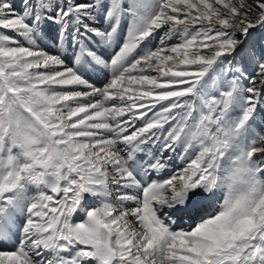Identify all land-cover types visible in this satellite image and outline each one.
I'll list each match as a JSON object with an SVG mask.
<instances>
[{
	"label": "bare ground",
	"instance_id": "6f19581e",
	"mask_svg": "<svg viewBox=\"0 0 264 264\" xmlns=\"http://www.w3.org/2000/svg\"><path fill=\"white\" fill-rule=\"evenodd\" d=\"M191 2L192 0H169L165 5L158 2L155 7L153 6V11L147 10L143 14L146 13V18L150 20L162 6L161 15L155 17L158 28L176 25L180 29L181 26L187 24L186 21L191 16L207 23L205 14L188 6ZM134 7L136 12H140V6L137 3ZM99 8H102L99 4L75 2L50 22L46 21V15H39L35 20L31 19L30 14L23 20H14L11 15H5L6 20L2 21L0 32V48L11 58L15 71L19 70L21 77H24L23 84L41 93L42 101L47 108L42 112L51 110L50 113L57 114L60 118L70 112L79 115L81 109L87 106L91 110L101 111L111 100L113 111L105 123L83 121L85 127H95L92 130L93 135H100L102 128L108 127L112 133L123 137L124 129L121 127L120 119L125 118L122 117L121 109H125L126 106L129 110H133L129 114L135 116V118L132 117L134 120L138 118L137 126H141L140 130L134 129L137 131L136 134L145 132L141 139L133 138V142H128V139L124 140L125 144L129 143L127 166L118 163L116 155L118 140L106 137L102 139L104 144L97 143V149L104 148L105 150L102 151L101 156L99 154L95 158L91 170L86 173L85 181H89L90 184L84 185L85 189L82 191H85L87 195L85 197L87 202L86 200L83 202L81 211L75 215V221H77L75 224L78 225L75 229L78 234L84 239L90 237L87 240L88 247L93 254L86 257L92 261L89 260L85 264H118L119 262L118 258L114 262L108 261V256H106L108 249L102 247L96 239V224L92 223L95 220L88 218L91 216L97 220L98 215L94 212V205L100 202L110 212H114L108 218L110 225L125 221L122 225H126L124 228L113 225L115 234H110L109 249L113 254L119 256L123 253L128 256L132 264H212L214 257L209 255L210 244L207 241L212 238L214 244L223 247L220 243L221 238L228 231L226 207L229 208L234 203L229 198L236 191H234L235 186L228 182L225 189L230 190V193L225 192L219 186L227 172L226 167L234 171V167L243 168L244 165H248L252 172L254 185L261 193L259 194L261 202L255 205L250 216L252 222L256 215L262 212L261 205L264 203V186H262L264 185V92H254V83L251 78L256 74V67L246 66L243 62L245 59L249 63L255 58L254 55L261 56L262 53L259 52L257 43L254 44L252 40L248 41L250 40L248 32L243 36L242 41L228 50L225 42H211V40L196 41L182 46L178 43L183 36L179 35H173L172 38L167 39V42L161 43V40L156 42L147 64L155 65L165 51L167 53L166 57L164 56L165 62L157 65L158 67L155 68L157 72L150 77L147 83L158 84L160 88L169 85L170 89H178L181 86H190V89L185 94L180 93L176 101H173L172 105L175 108L170 113L168 112L169 114L165 112L167 117L151 128L147 126L149 115L146 113L151 108L157 107L162 101L161 96L159 97L157 92H152V87L149 85H143L144 88H134L130 82L115 89L118 82L115 76L107 79V68L104 66L106 62L102 60L103 56H108L107 45L101 43L99 46L90 47L87 55L80 53V48L86 47V43L82 38L79 41H76V38L79 37L81 30L96 33L95 23H91L86 17L91 12L99 13ZM7 13L9 12L1 11L0 16ZM215 22L220 23V21ZM228 22L231 23V21ZM5 25H9V28L4 27ZM135 34L136 32H132L130 28L127 29L125 36L114 40V45L120 51L129 47L135 39ZM77 42L79 49H77L78 52H74ZM12 43H15V48ZM239 47H242V52L236 53ZM225 52L230 53L225 54ZM225 55H230L228 58L232 57L231 66L223 63ZM64 56L73 60L75 66L74 70L71 69L73 74L78 69H87L84 65L87 63H90L94 69L89 87L73 94L74 97L70 100L67 98L72 93L70 94L67 89L63 90L64 94L58 98L57 94L47 91L44 87L47 83L61 80L59 70H62L64 65ZM133 62L131 71L143 69L145 62H135V60ZM219 62L223 63L221 72L218 71ZM149 73L152 74V71ZM1 74L3 79L6 78L4 73ZM107 81L109 84L105 85ZM1 85H3L2 82ZM157 87L159 89V86ZM2 88L1 94H5V89ZM90 88L91 91L86 90ZM96 99L107 100V103L98 104L95 102ZM215 100L220 101L222 105L215 109L218 122L215 121L207 134L212 151L208 157H205L202 145L204 137H199L203 134V126L199 127L196 135L193 133V128L198 117L199 105L204 106L205 111L210 113ZM185 102L191 103V110L188 113L183 111ZM244 109H247V124L243 115ZM99 113L97 117H100ZM226 116L230 117L231 125L225 120ZM8 117L4 104H0V135L4 134L5 127L8 125ZM168 125L176 128L170 135L164 134ZM236 126H241V131H239L241 133L234 138L229 135L227 129L235 130ZM214 137H217L218 143L216 144L222 146L228 143L231 144V148L222 154V147L219 146L216 149L212 143ZM2 140L3 138L0 141L2 144L0 156L3 157H0V264H77L68 262L67 258L72 257L75 248L70 243L62 244L60 238L62 230L58 228L56 219L45 209V203L40 195V183L42 182L25 173L20 177L15 174L21 163L19 144L12 138ZM209 142L206 144L208 145ZM110 156L112 158L108 159ZM214 156H217L215 164L211 161ZM106 159H108L107 162H104ZM107 163H111L110 166ZM219 163L224 166L223 169L219 170L217 167ZM116 168L120 170L117 179H113L112 176L116 175H113L112 170ZM218 179L222 181L218 182ZM113 180L116 183L112 182ZM15 183L24 187L23 193L12 189ZM142 191L144 192L143 197L140 196ZM142 198L144 203L154 207L152 212L155 216L157 214V219H159L157 226L161 229L156 231V236L147 233L143 220L140 226L134 225L131 221L130 204L135 203L138 206ZM89 201L91 203H88ZM240 224L242 225L241 222H235L232 225L230 234L233 235L228 234L229 246L233 244L235 238L239 239L244 236V229ZM70 229L69 226L66 227L68 232ZM75 235L72 233V237ZM160 237L169 239L168 243L171 248L168 250V255H163L161 252L164 243L160 241ZM115 244L120 246L116 247ZM256 247V245L253 247L254 257L258 256ZM184 249H187L188 254L184 253ZM250 264L261 263L253 259Z\"/></svg>",
	"mask_w": 264,
	"mask_h": 264
},
{
	"label": "rangeland",
	"instance_id": "374dc122",
	"mask_svg": "<svg viewBox=\"0 0 264 264\" xmlns=\"http://www.w3.org/2000/svg\"><path fill=\"white\" fill-rule=\"evenodd\" d=\"M168 1L169 0H0V12H9L0 16V32L2 21L6 20L5 15H11L14 20H23L28 14L31 15V19L33 20H35L36 17L38 18L39 15H46V21L50 22L51 19L56 18L58 14L70 7V5H74L75 2L82 4H99L100 7H102L101 9L99 8V13L91 12L88 14V17H86L91 23H95L97 34L95 32H90L89 30H81L78 35L79 37L76 38V41H79V39L82 38L86 43V47L80 48V53L87 55L90 47L99 46L101 43L107 45L109 52L107 54L108 56L102 57V60L106 62V64L104 65L102 62H100V64L102 63L106 66L105 68H107V79L115 76V79L118 82V84H116L117 88L115 87V89L130 82L134 85V88H144L143 85H149L152 87V92H157L158 96H161L162 101L158 103L157 107L153 109L151 108L150 111L146 113V115H149V123H147L148 127H154L160 124L161 120L167 117L165 112L166 114L168 112L170 113L171 110L175 108L172 104L173 101H176L177 96L180 93L185 94V92H188L190 89V86H181L180 88L178 87V89L176 88L177 90L170 89L169 85H164L162 86L163 88H160V85L158 84L147 83L150 77L154 76L155 72H157L155 68L158 67L159 64L165 62V55L167 53L165 51V54L162 55L158 63L149 66L147 60L152 56L156 42L159 40H161V43L167 42V39L172 38L173 35L183 36L182 40L178 43L182 46L195 43L196 41L211 40V42H225L226 49L228 50L239 41H242L243 36L248 32V37L250 39L248 41L251 42L252 40L254 44L257 43L258 50L262 55H254L253 57L255 58L249 63H247L245 59H243V62L246 66L250 65L256 67V74L251 78L254 83V92H264V0H192L188 6L205 14L207 23L201 22L194 16H191L186 21L187 24L181 26L180 29H178L176 25H173L172 27L168 25L158 28L155 17L161 15L162 9L160 10V8L162 6H160L150 20L146 18V13H143L147 10L151 11L153 6L155 7L158 2L165 5ZM136 3L140 6V12H136V9H134V4ZM214 21H220V23H214ZM228 21H231V23ZM8 26L9 25H5L4 27ZM129 28L132 32H136L134 35L135 39L129 47L123 48L120 51L116 45H114V40L120 39L123 35L125 36L127 29ZM69 31L71 33L73 32V30ZM12 46L15 48V43H12ZM78 47L79 44L77 42L74 46V52H78ZM236 47L234 48L235 50ZM237 52L241 53L242 47H239L236 53ZM228 53L230 52H225V54ZM119 56L121 58H119ZM228 56L230 55L224 56L223 63L231 66L232 57L228 58ZM134 60L135 62H145L142 70L136 69L135 71H131ZM223 63H218L219 72H221V66ZM12 64L11 58L0 48V94L3 90L2 87L5 89V94L0 95V104H4L7 117L9 116L8 125L5 127L4 134L0 135V141L2 138V141L12 138L19 144L21 163L19 164L20 166L17 167L15 174L20 177L25 173L26 175L35 177L42 182V184L40 183V195L43 203H45V209L50 212V215H52L54 219H56L58 228L62 230L60 234L62 244L70 243L75 248L74 254L71 255L72 257L67 258L69 259L68 262L85 264V262L91 260L86 256L93 254L90 247H88L87 240L90 239V237L84 239L82 235L78 234V231L75 229V227L78 226L75 224L77 222L75 221V215L81 211L83 202L85 200L87 202V199H85L87 195L85 191H82L85 189L86 185L88 186V184H90L89 181H85L86 173L91 170L95 158L99 154L101 156L102 151L105 150L102 147V149H97V143L100 142L104 144L105 142L102 141V139L106 137L118 140L116 146L118 163L127 166L129 143L128 145L125 144L124 140L128 139V142H133V138L141 139L143 136L142 134H145V132L136 134V130L141 129V126H137L138 118L134 120L133 118H135V116H130L133 110H129V108H127L128 106L124 109L123 105L121 111L123 112L122 117L124 116L125 118L120 119V122L122 123L121 127L124 129L123 132L125 136H117V134L112 133L108 127H103L100 135H93L92 130L95 127H85L83 121L105 123L106 120L109 119L110 113L113 111L110 103L111 100H109L110 104L108 103L101 111L91 110L90 107L87 106L88 108L81 109L79 115L70 112L66 116L60 118L57 114L50 113L51 110L45 113L42 112L43 109L47 108L44 106L41 93L37 92L29 85L23 84L24 77H21L19 70L15 71V66ZM84 65L87 69H78L76 70V73L73 74V71H71V69H75L73 60H69L67 56H64V65L62 66V70H59L61 80L59 82H54L55 85L54 83H47L44 87L47 91H52L57 94L58 98H61L64 94L63 90L67 89L70 94L72 93L67 98L70 100V98L74 97L75 93L80 92L81 89L87 88V86L89 87L90 85L89 82L92 80L94 69L90 63ZM151 71L152 74L149 73ZM1 73H4L3 75L6 76V78L4 77L6 81L3 79ZM193 79H195V77ZM139 80L141 84L139 83ZM1 82L4 86L1 85ZM145 82L147 84H145ZM106 84H109V81L105 82V85ZM156 85L159 86V89H157L158 87ZM86 90L91 91L92 89L90 88ZM106 101L107 100L104 99H96L95 102L98 104H105L107 103ZM221 105L220 101L215 100L210 113L208 112L209 114L205 111V107L202 105H199V109L197 110L198 117L194 124L193 133L196 135L199 127L203 126V134L199 137H204L202 145L204 146L203 152L205 157H208L210 151H212V145L210 147V139L207 140V134L210 130L209 128H211L215 121L218 122V118L216 117L218 114L215 109L219 108ZM190 110L191 103H183V111L188 113ZM98 112H100V117H97ZM243 115L245 116V123L247 124V109H244ZM225 118V120L229 122V125H231L230 117L228 118V116H226ZM233 120L236 121V119ZM151 128L149 129L151 130ZM175 129V126L172 127L168 125L164 130V134L170 135ZM239 131H241V126H236L235 130H232L231 128L227 129L229 135H232L234 138H237L241 133ZM206 142H209L208 145ZM212 143H214L213 145L216 149L220 146L219 144H216L218 143L217 137L213 138ZM1 145L2 144L0 143V146ZM220 147H222L221 153L223 154L224 151L231 148V144L224 143V145ZM0 157L3 158L2 156ZM110 158H112V156L108 159ZM10 159L13 161L11 156ZM108 159L104 160V162H107ZM211 161L215 164L217 156L212 157ZM111 163H107V165L110 166ZM217 167L219 170L224 168L221 163H219ZM119 170V168L112 170V172H114L113 175H116L112 176V178L114 177L113 179H117ZM226 171L227 172L224 174L225 176L222 178L223 181L218 179V182L222 181L219 183V186L228 193L230 190L228 189L229 191H226L227 189H225L228 182L232 186H235L234 191H236L234 193L235 196L230 195L229 198L234 203L231 207H226L228 216V219L226 220V228L228 231L221 238L220 243L223 247L214 244L212 238H209L207 241L210 244L209 255L214 257L212 264H242L244 262L250 264L253 262V259L264 264V203L261 205V214L256 215L254 222L250 219L251 213L256 207L255 205L261 202V197L259 195L261 194L260 190L254 185L255 183L253 182L252 172L248 165H244L243 168L234 167V171L232 168L229 170L226 167ZM123 177L126 176L123 175ZM224 178L226 179L224 180ZM112 182L115 181L113 180ZM223 184H225V186ZM12 189L18 193L24 192V187L19 183H15ZM143 195L144 192L142 191L140 196L143 197ZM140 202L142 204L140 203L138 206L135 203L130 204V208L132 209V211H130V213H132L131 221H133L134 225L140 226L143 220L145 225L144 229L147 233L156 236V231L161 228L157 226L159 220L157 219V214L155 216L152 212L154 207L150 204L144 203L143 198ZM88 203H91V201ZM94 212L98 215L97 220L95 217L91 216H88V218L95 220L92 223L96 224V239H98L97 228L99 225H104L110 234H115V232H113V225H117V227L120 228L126 226H122L125 221L110 225L108 223V218H110L114 212H110V210L106 209L105 205L101 202L100 204L94 205ZM235 222L242 223V225H240L244 229L245 234L239 239L235 238L233 244H230L229 246L228 234L230 236L233 235L230 234V229ZM67 226L71 228L69 232L66 230ZM164 226H166L165 223ZM160 227L162 226L160 225ZM72 229L74 231H72ZM72 233H75L76 235L72 237ZM162 238L160 237V241L164 243V245L161 252L163 255H168V250L171 248L168 243L169 239L166 240L165 238ZM115 245L116 247L120 246L118 244ZM254 245L258 248L257 257H254L253 255ZM186 250L187 249H184V253L188 254ZM107 251L108 255L106 256H108L107 259L109 262L110 260L114 262L118 258V264H132L128 256H125L123 253L117 256L113 254L111 250ZM44 262L46 263V260Z\"/></svg>",
	"mask_w": 264,
	"mask_h": 264
},
{
	"label": "water",
	"instance_id": "95a60500",
	"mask_svg": "<svg viewBox=\"0 0 264 264\" xmlns=\"http://www.w3.org/2000/svg\"><path fill=\"white\" fill-rule=\"evenodd\" d=\"M98 235V243L105 247L106 249H110V233L108 229L104 225H99L97 228Z\"/></svg>",
	"mask_w": 264,
	"mask_h": 264
}]
</instances>
